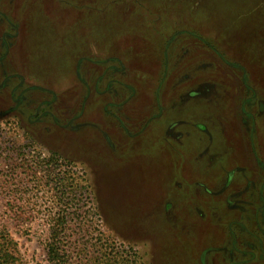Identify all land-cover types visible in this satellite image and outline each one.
<instances>
[{
	"label": "rangeland",
	"instance_id": "obj_1",
	"mask_svg": "<svg viewBox=\"0 0 264 264\" xmlns=\"http://www.w3.org/2000/svg\"><path fill=\"white\" fill-rule=\"evenodd\" d=\"M72 212L77 259L264 264V0H0V229L48 264Z\"/></svg>",
	"mask_w": 264,
	"mask_h": 264
},
{
	"label": "trees",
	"instance_id": "obj_2",
	"mask_svg": "<svg viewBox=\"0 0 264 264\" xmlns=\"http://www.w3.org/2000/svg\"><path fill=\"white\" fill-rule=\"evenodd\" d=\"M74 195L75 193L73 197ZM74 214V212L70 215L66 213L57 214L56 221H54V224L50 228L49 240L45 247L48 264H139L137 256L135 253H131V249L119 252L114 248L115 253L113 254V250L110 247L104 250H101V247H99L97 251H94L96 255L87 249L84 250L85 253H83L81 259L75 258L72 255L70 245L64 246L65 244L60 242L61 239H66L68 229L65 223ZM111 258H114V261L109 263L108 261ZM0 264H24L17 250L16 242L4 228L0 229Z\"/></svg>",
	"mask_w": 264,
	"mask_h": 264
}]
</instances>
